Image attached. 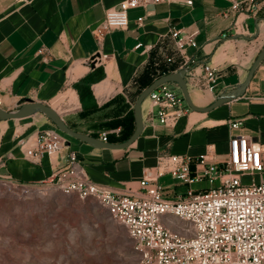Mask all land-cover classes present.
<instances>
[{
	"label": "crops",
	"instance_id": "crops-1",
	"mask_svg": "<svg viewBox=\"0 0 264 264\" xmlns=\"http://www.w3.org/2000/svg\"><path fill=\"white\" fill-rule=\"evenodd\" d=\"M255 1L258 10L244 12L231 10L230 0H151L129 10L127 28L113 29L99 40L98 25L120 0H0V108L15 111L44 103L86 138L63 132L57 153L28 155L39 133L56 128L55 122L41 110L0 118V181L40 183L66 167L75 150L88 178L116 192L144 196L146 176L156 178L169 199L206 189L205 180L187 183L170 173L157 177V160L189 156L194 173L200 154L211 162L228 158L232 136L264 143V58L253 70L264 48V0ZM172 29L197 42L186 45L185 57ZM96 52L107 58L91 67L85 60ZM189 59L196 63L184 79L196 108L162 124L149 119L151 100L144 98L142 131L121 146L136 130L140 93ZM204 63L218 69L212 89L195 85L203 81ZM235 121L241 123L232 126ZM104 132L113 146L93 144L102 142ZM250 177L244 174L242 180ZM253 177L264 182V171ZM163 221L175 229V222L165 216Z\"/></svg>",
	"mask_w": 264,
	"mask_h": 264
},
{
	"label": "built area",
	"instance_id": "built-area-1",
	"mask_svg": "<svg viewBox=\"0 0 264 264\" xmlns=\"http://www.w3.org/2000/svg\"><path fill=\"white\" fill-rule=\"evenodd\" d=\"M28 1L16 0L19 3ZM149 1L120 0L115 8L106 11L96 29L97 38L101 40L113 29L127 28L129 10ZM230 2L231 10L244 12H254L260 4L255 0ZM171 35L184 57L186 45H197L192 37L181 36L179 30L172 29ZM106 58L107 54L96 52L85 62L94 67ZM172 59L169 57L168 61ZM195 63V59H189L182 69L191 73ZM202 68L203 81H196L195 85L212 89L218 69L209 63H204ZM147 98L151 100L149 119L152 122L171 123L191 108L182 87L175 81L158 84ZM240 123L235 121L232 126ZM63 132L58 126L42 130L33 147L27 148V154L41 157L57 153L63 146ZM101 140L107 142L106 132ZM191 162L189 156L179 154L160 156L157 160V177L170 173L187 183L207 180L212 184L197 192L189 190L187 196L177 199L165 197L163 186L156 178L148 176L141 181L144 196L100 186L88 178L75 150L69 152L66 167L42 182L55 183L65 194L81 199L94 198L101 203L136 240L140 251L138 264H264V182L253 177L264 171V143L250 142L245 135L232 136L228 158L211 162L207 154H200L194 173ZM244 174L251 176L247 183L242 180ZM215 183L217 185L213 186ZM164 216L167 221L178 222L179 230L167 225Z\"/></svg>",
	"mask_w": 264,
	"mask_h": 264
},
{
	"label": "rangeland",
	"instance_id": "rangeland-1",
	"mask_svg": "<svg viewBox=\"0 0 264 264\" xmlns=\"http://www.w3.org/2000/svg\"><path fill=\"white\" fill-rule=\"evenodd\" d=\"M206 181L202 183L208 188ZM179 228L175 222V230ZM139 260L137 242L126 226L94 198L65 194L52 182L0 181V264H138Z\"/></svg>",
	"mask_w": 264,
	"mask_h": 264
},
{
	"label": "water",
	"instance_id": "water-1",
	"mask_svg": "<svg viewBox=\"0 0 264 264\" xmlns=\"http://www.w3.org/2000/svg\"><path fill=\"white\" fill-rule=\"evenodd\" d=\"M264 58V48L261 51V53L259 54V56L257 57L255 63H254V67L253 70L256 68V66L261 62V60ZM186 70L185 69H180L177 72H171V73H167L164 74L163 76H161L160 78H158L157 80H155L154 82H152L147 88H145L139 95V97L136 100L135 103V118H136V130L134 131V134L132 135V137L124 144H121V146H127L131 140H133L135 137H137L140 132L142 131L143 128V119L141 116V102L144 98L147 97L148 93L154 89L158 84L165 82V81H175L177 82L181 87L182 90L184 92L186 101L188 103V105L192 108L195 109L196 107L194 106V104L191 102L190 97H189V93H188V89H187V85L184 79ZM235 92L230 93V95H227L226 98H232L235 96ZM32 110H41L44 113H46L52 121L55 122V124L65 133L73 135L79 139H86L81 133L75 132L72 129H70L61 119L60 115L55 111V109H53L52 107L44 104V103H40V102H32L27 104L25 107L19 108L18 110L15 111H6L2 108H0V118L1 119H5V118H14V117H21L24 115L29 114ZM96 144L100 147H105V146H113V144L107 143V142H98V143H93Z\"/></svg>",
	"mask_w": 264,
	"mask_h": 264
}]
</instances>
